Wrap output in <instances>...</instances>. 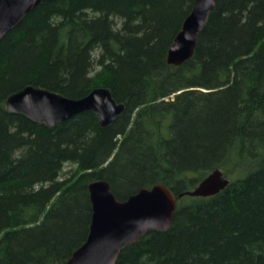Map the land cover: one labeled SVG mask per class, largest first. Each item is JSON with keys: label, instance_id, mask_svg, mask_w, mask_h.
I'll list each match as a JSON object with an SVG mask.
<instances>
[{"label": "trees", "instance_id": "obj_1", "mask_svg": "<svg viewBox=\"0 0 264 264\" xmlns=\"http://www.w3.org/2000/svg\"><path fill=\"white\" fill-rule=\"evenodd\" d=\"M194 1L46 0L0 39V264H64L97 179L119 201L158 183L177 198L171 226L114 264H264V0H216L192 57L169 65ZM27 85L107 87L125 108L48 127L6 111ZM214 169L223 189L178 196Z\"/></svg>", "mask_w": 264, "mask_h": 264}, {"label": "water", "instance_id": "obj_2", "mask_svg": "<svg viewBox=\"0 0 264 264\" xmlns=\"http://www.w3.org/2000/svg\"><path fill=\"white\" fill-rule=\"evenodd\" d=\"M46 0H0V39L41 2ZM216 0H195L180 31L170 45L166 61L179 66L194 52L197 36L203 29ZM6 111L22 114L30 120L52 127L76 114L93 112L101 127L109 125L124 110L109 88L96 87L86 96L69 98L35 85L11 93L5 100ZM228 179L214 169L193 189L178 196L206 197L223 189ZM92 205L91 224L85 242L64 264H114L121 249L150 231H166L172 223L177 198L162 183L141 188L125 200L116 199L110 184L97 179L88 185Z\"/></svg>", "mask_w": 264, "mask_h": 264}, {"label": "rangeland", "instance_id": "obj_3", "mask_svg": "<svg viewBox=\"0 0 264 264\" xmlns=\"http://www.w3.org/2000/svg\"><path fill=\"white\" fill-rule=\"evenodd\" d=\"M69 166H66V168H68Z\"/></svg>", "mask_w": 264, "mask_h": 264}]
</instances>
